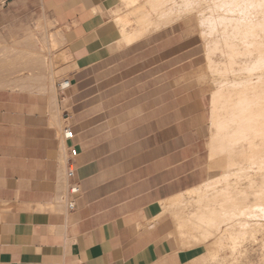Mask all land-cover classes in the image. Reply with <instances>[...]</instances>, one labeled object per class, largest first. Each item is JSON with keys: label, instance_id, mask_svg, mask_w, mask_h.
<instances>
[{"label": "crops", "instance_id": "obj_1", "mask_svg": "<svg viewBox=\"0 0 264 264\" xmlns=\"http://www.w3.org/2000/svg\"><path fill=\"white\" fill-rule=\"evenodd\" d=\"M122 6V0H0V18L18 9L43 13L62 32L71 87L79 91L95 85L83 83L95 68L122 61L143 40L124 39ZM130 99L118 98L121 110L113 115L80 109L89 97L72 99L67 118L77 121L81 192L69 211L66 142L50 99L0 90V264H207L211 239L186 245L175 236L189 193L207 180L199 115L184 112V103L176 111L173 93L154 99L160 112L124 108ZM226 213L211 207L187 223L208 234L222 228ZM192 239L198 237L184 238Z\"/></svg>", "mask_w": 264, "mask_h": 264}, {"label": "rangeland", "instance_id": "obj_2", "mask_svg": "<svg viewBox=\"0 0 264 264\" xmlns=\"http://www.w3.org/2000/svg\"><path fill=\"white\" fill-rule=\"evenodd\" d=\"M122 1L118 22L131 33L143 24L145 33L138 38L143 40L122 61L95 68L83 82L95 85L79 91L75 86L65 91L57 87L70 79V58L61 30L43 13L18 9L0 18V90L45 94L61 121L60 136L66 126L77 123L75 117L67 118L72 99L89 97L80 109H106L113 115L121 110L118 98H132L124 108L148 113L162 109L154 107V99L173 93L176 111L184 103V112L199 115L207 170L205 184L189 193L187 215L176 216L175 236L186 245L211 239L207 264H264V196L256 193L263 182L264 156L253 152V147H261L263 122L246 124L248 116L240 112H250L253 92L247 83L238 84L248 79L245 67L264 54V0ZM118 82L133 88L112 86ZM165 83H173L174 89L165 90ZM220 116L232 126L224 147L214 129ZM238 120L245 122V129L237 128ZM242 132L248 136L240 137ZM229 199L238 218L226 213L220 230L214 227L206 234L187 223ZM189 234L198 240L185 242ZM204 235L209 238L202 240Z\"/></svg>", "mask_w": 264, "mask_h": 264}, {"label": "bare ground", "instance_id": "obj_3", "mask_svg": "<svg viewBox=\"0 0 264 264\" xmlns=\"http://www.w3.org/2000/svg\"><path fill=\"white\" fill-rule=\"evenodd\" d=\"M253 3H255L254 0H253ZM222 4H223L222 6H225V5L227 6V4H230V2L229 3L223 2ZM158 18H161V17H158ZM140 25H141L140 28L136 32L131 33L130 31L129 32H127L126 30L124 31V39L127 40V42L133 41V40L144 35L145 29L142 27L143 24H140ZM245 68H246V71L248 72V76H247L248 79H246L245 82H243V83L240 82L238 84L247 83L250 91H252L253 94H252V97H251V100L249 103L250 109L247 108V109H249L248 111H250V112H248V113L242 112L241 113L240 111H242V110H240L239 112L243 118H244V116H248L245 120L249 121V122H246V124L249 127H252L251 124H253V123L263 122V123H259L261 125L260 129L262 130L263 141H262L261 147H259V149H257L258 146L253 147L254 148L253 152L255 155L264 156V54L260 55L254 63L246 66ZM226 101H227V99H226ZM225 104H226V102H225ZM216 119H217V121H215V123H214L215 124L214 126H216V128H214L215 129V135H217V137L218 136L220 137L221 146L224 147L227 144V141L229 138L228 132L230 130V127H232V126H231V123H226L225 118H223L221 116L216 118ZM244 124H245V122L238 120L237 128L238 129L244 128ZM247 136H248V134L246 132H242L240 135V137H247ZM261 172H262L263 182L259 186V190L258 189L256 190V193L258 195L264 196V166L262 167ZM230 202H231L230 199L226 200L224 205L223 204L220 205L219 209L222 212H227V213L233 212L234 215H232V216H234V218H238V216L236 214V211H237L236 210L237 209L236 204H235V207H233V208L231 207L232 209H235V208L236 209L232 210V209H230ZM208 237H209V235H206L205 238H208Z\"/></svg>", "mask_w": 264, "mask_h": 264}, {"label": "built area", "instance_id": "obj_4", "mask_svg": "<svg viewBox=\"0 0 264 264\" xmlns=\"http://www.w3.org/2000/svg\"><path fill=\"white\" fill-rule=\"evenodd\" d=\"M71 80L64 79L57 84L60 91L71 88ZM77 137L73 125H68L63 129L62 138L66 142V151L63 159L65 166V191L63 199L69 211L76 208L77 197L81 192L80 183L76 178V159L80 154L77 145L74 144Z\"/></svg>", "mask_w": 264, "mask_h": 264}]
</instances>
